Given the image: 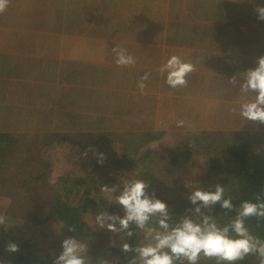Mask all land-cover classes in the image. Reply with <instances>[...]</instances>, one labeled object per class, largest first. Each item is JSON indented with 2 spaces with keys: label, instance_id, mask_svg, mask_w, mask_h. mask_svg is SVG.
I'll list each match as a JSON object with an SVG mask.
<instances>
[{
  "label": "rangeland",
  "instance_id": "obj_1",
  "mask_svg": "<svg viewBox=\"0 0 264 264\" xmlns=\"http://www.w3.org/2000/svg\"><path fill=\"white\" fill-rule=\"evenodd\" d=\"M198 2L207 6L197 8ZM257 7H264V0H9L0 13V140L8 145L0 146L7 152L0 174L12 182L28 181L23 195L7 209L1 210L0 198V217L15 216L22 223L19 232L24 224L39 226L42 219L43 230L34 224L37 230L29 229L31 239L27 237L41 246L46 235H53L41 212L52 211L54 190L72 188L78 177L102 180L123 194L135 181L127 174L121 188L115 184V153L153 138L159 149L142 164L144 191L183 224L190 221L202 231L213 221L217 226L227 221L230 209L221 211L224 200L205 204L191 197L227 183L234 188L223 190L227 200L236 203L246 185V165L227 151L231 145L246 149L252 133H264V122L242 114L258 96L243 85L264 57V19ZM121 54L131 62L118 63ZM172 56L194 65L186 86L167 83ZM203 133L204 142L196 137ZM164 136L176 138L179 146L159 162L161 144H170ZM93 139L99 142L91 147ZM99 171L107 172L97 178ZM33 204L41 212L32 219L39 211L34 212ZM77 222L87 227L82 217ZM153 232L169 234L155 224ZM23 243L16 248L25 253ZM86 245L89 264L125 260L122 255L105 259L94 243ZM9 248L2 264L13 262L9 255L17 250ZM136 252L139 264H145L146 258ZM159 252L176 259L167 247Z\"/></svg>",
  "mask_w": 264,
  "mask_h": 264
},
{
  "label": "trees",
  "instance_id": "obj_2",
  "mask_svg": "<svg viewBox=\"0 0 264 264\" xmlns=\"http://www.w3.org/2000/svg\"><path fill=\"white\" fill-rule=\"evenodd\" d=\"M199 2L196 3L197 8H204L207 6L206 3ZM198 136H202L201 138H203V142L207 139L205 137L207 134H201ZM156 137L158 138L159 135L156 134ZM156 140L157 139L151 138L146 141V143H139L138 146H132L133 144H129L117 150H122V153L121 155L115 153L114 156V170L116 171L117 177L114 182L116 185L121 188L122 185L120 182L123 181L124 176L129 180L127 174L134 176L131 180H134L135 182L144 178L141 174L142 171L144 172L142 164L145 161H149L151 158L149 153H152L153 155L157 153L159 147H157L158 145H155ZM1 141L2 140H0V146H3ZM126 141L128 144V139ZM11 142L12 141H10V143ZM98 142V140L93 139L91 147L97 146ZM165 142H170V144L168 146H163V144H161L160 152L157 154V157H159V160L157 161L159 162L166 157L172 156V154H175L176 150H178L179 140L177 141L176 138L165 137ZM198 146L199 144L197 143V149H199ZM128 148L136 151V156ZM197 149L190 148V151H192V154L198 155L200 153ZM227 153L231 158L241 162L243 161V164L246 165L244 167L247 171L245 169L246 173L243 176V181H246V185L240 187L242 192L237 198L236 203H231L229 200L231 208H221V211L230 209L228 214L230 215V218L225 219L227 221L220 223L218 226L217 222L213 221L211 226L214 225L215 228L220 231L227 228V238L238 240L243 237L235 232L233 224L239 219L242 221L243 227L246 229L248 235L256 238L259 242L257 244V247H259L260 244H264V215L259 214L261 211H264V209H261V205H264V133H252L248 148L245 149L243 146L240 147V149H237L231 145L229 146ZM241 153H244L245 157L248 156L247 160L239 159ZM6 155L7 152L0 149V162L6 158ZM19 156L23 157V154H19ZM129 156L131 157L130 159ZM154 161L156 162V159ZM82 170L89 172L87 166H84ZM106 172L107 171H99L97 178L103 176L102 174ZM11 180L13 179L9 176L0 174V198H3L1 210L7 209L9 204H12L13 201H17L27 188L26 184L28 180L24 181L25 179H21L20 181H24L21 184L17 181L12 182ZM65 184L66 180H64V188ZM218 186L222 187L224 191L234 190L233 187H228L227 183H219ZM112 188L113 186L104 185L102 180L92 182V179L75 177V182L72 184V188H66L63 192L58 190L53 191V199L55 202L52 206L51 212H41L39 208H34L39 206L33 204L34 212L36 209L39 211L36 215L34 213L32 219L37 217L41 212V214L45 215L44 220L50 221V224L53 226V235L49 237L46 235L45 239L40 244L41 246L29 242L31 234H29L30 231L28 232V230H37L36 226L38 229L43 230L41 223L44 221L42 219H40L41 222L39 226L35 222L33 223L36 226L34 224H24V227H22L19 232L18 227L22 225V223L14 220L15 216H13L12 219L3 218V222L0 223V264H2L5 255L8 254L7 251L10 245L16 246L19 242L23 243L25 242V238L26 242L22 245H24L27 251L24 253L23 250L18 249L14 254L9 255L13 259L12 264H63V262L60 261V257L65 251L64 243L69 239L74 240L78 245L76 254L83 259L84 264H89L90 260H92L91 256L86 255L85 253L87 249L86 244L89 243H94L96 247H99L105 259L109 260L112 257L122 255V257H125V264H139V254H137L136 250L149 246L155 247L158 243V236L153 232L154 224L157 228H162V230L168 229L169 234L176 228L181 227L179 226L180 224H183L181 222L182 220L176 219L171 211L170 213L166 212V217L161 212L156 211L149 214V217L145 222L146 224L143 227H140L134 219L128 222L126 228L122 227L120 221L126 217L127 210L119 203V197L122 194L120 195L116 189L112 190ZM216 191L217 188L212 189L211 193H215ZM224 191L220 200L225 201L227 200V195H225L226 193ZM5 192H8V194H5ZM103 192L105 193L103 194ZM106 197H108L109 200H105L104 198ZM145 197L153 202L156 201V198L151 196L148 191H144V195L141 198L143 199ZM75 200H77V203H74ZM246 203L256 205L257 213L248 216H241L243 206ZM5 206L6 208H3ZM154 215H157L158 218H152ZM98 216L102 218V223L97 221ZM78 217H82L84 223L87 224V227L83 223L77 222ZM24 219L28 220L29 215ZM87 219H89V221ZM161 220H164L166 223V228L161 226ZM152 223L154 224L152 225ZM109 225H112L115 230H110ZM205 228H210V225ZM125 238L129 243L121 244V241ZM27 240L29 243H27ZM29 244L30 246H28ZM125 245L130 247V250H125ZM169 250L171 251L170 248ZM175 258L176 259H174L172 264H176L175 260L178 261L177 264H191V262L183 255L178 257L175 255ZM260 258L258 252H251L245 255L243 259H237L234 264H255ZM124 261H120L116 264H124ZM208 261H212L214 264H224V260L219 259V257L216 256H206L203 251L198 254V259L195 261V264H203V262ZM7 263L9 264L10 262ZM229 264H233V261H230Z\"/></svg>",
  "mask_w": 264,
  "mask_h": 264
},
{
  "label": "clouds",
  "instance_id": "obj_3",
  "mask_svg": "<svg viewBox=\"0 0 264 264\" xmlns=\"http://www.w3.org/2000/svg\"><path fill=\"white\" fill-rule=\"evenodd\" d=\"M9 4V0H0V13H3ZM256 11L259 13V19H264V7H257ZM118 63L131 62V57L125 58L122 54L117 61ZM167 68L171 69L168 74L167 83L169 86L183 87L187 85L185 79L188 73L194 71V65L192 63H186L181 61L177 56H172L167 62ZM244 90H255L258 92V96L255 103L247 104L243 107L242 114L252 120H260L264 122V57L259 60V66L251 70L247 75V81L243 85ZM180 123V122H178ZM145 184L142 181L134 182L130 187L126 188L123 194L119 197V203L127 210V215L121 219V226L126 228L128 222L135 220L140 227L144 226L147 221L149 214L156 211L161 212L165 217L166 205L156 200L155 202L148 198H141L144 195ZM223 188L217 186L215 193H205L197 191L191 197L192 201L202 200L205 204L209 202H215L221 199ZM223 207L231 208L229 201L223 202ZM261 209H264V205H261ZM257 213V207L253 204H244L241 216H248ZM264 215V211L259 213ZM97 221L102 223V218L97 217ZM3 222V218L0 217V223ZM161 226L167 227L164 220H161ZM233 228L242 239L232 240L227 238V228L223 231L217 230L215 226L203 230L200 226L194 225L190 221H185L181 227L176 228L170 234L164 236H158L155 247H145L139 249L140 254L145 259V264H172V257L167 253L161 254L159 252L162 248H170L172 253L177 257L183 255L186 257L191 264H195L198 259V254L203 251L206 256H216L220 259L227 261H235L237 259H243V257L251 252H258L262 264H264V244H260L256 238L248 235L246 229L243 227L241 220H237L233 224ZM110 230H115L112 225H109ZM125 250L128 246L125 245ZM64 254L60 257V261L63 264H84L82 258L76 253L78 245L74 240H67L64 243ZM9 250L16 251L15 245H10Z\"/></svg>",
  "mask_w": 264,
  "mask_h": 264
},
{
  "label": "crops",
  "instance_id": "obj_4",
  "mask_svg": "<svg viewBox=\"0 0 264 264\" xmlns=\"http://www.w3.org/2000/svg\"><path fill=\"white\" fill-rule=\"evenodd\" d=\"M194 132L196 133V131H194ZM197 134H199V133H197ZM203 134H205V133H203ZM197 136H198V135H197ZM197 136H196V137H197ZM7 146H8V145L6 144V145H3L2 147H6V148H7ZM4 149H5V148H4Z\"/></svg>",
  "mask_w": 264,
  "mask_h": 264
}]
</instances>
